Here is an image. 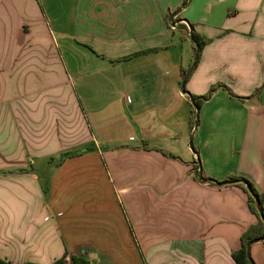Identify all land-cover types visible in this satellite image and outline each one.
I'll return each mask as SVG.
<instances>
[{
  "label": "crops",
  "instance_id": "obj_1",
  "mask_svg": "<svg viewBox=\"0 0 264 264\" xmlns=\"http://www.w3.org/2000/svg\"><path fill=\"white\" fill-rule=\"evenodd\" d=\"M230 176L264 192V0H0V258L236 264L258 218Z\"/></svg>",
  "mask_w": 264,
  "mask_h": 264
},
{
  "label": "trees",
  "instance_id": "obj_2",
  "mask_svg": "<svg viewBox=\"0 0 264 264\" xmlns=\"http://www.w3.org/2000/svg\"><path fill=\"white\" fill-rule=\"evenodd\" d=\"M188 2V0H186ZM185 34L184 38L187 40L189 37L187 36V33L191 32V37L194 39V41L197 43L199 46V56L198 60L194 66V68L198 65L201 53L204 49V47L210 42L209 39L206 37L202 36L199 34L195 27L193 25H190V28L188 29L187 27L184 28ZM191 30V31H190ZM150 51H144V52H139L133 55H130L128 57H125L124 60H129L144 54L149 53ZM189 69H182V77H185L186 74L188 73ZM224 88L227 91H229L230 95L232 97H237L235 96L226 86L224 85H215L213 86L207 94L203 96H195V95H190L192 103L194 105V112L192 115V125H197L198 124V113L197 110L199 111L200 108L202 107L203 103L207 100H209L212 96V94L217 91L218 89ZM240 98V97H239ZM194 152L198 155V151L194 148ZM67 155H63L62 160L65 159ZM194 171L195 175L199 176V162L194 163ZM225 182H231L230 184L239 186L241 187L248 195V206L251 210V212L258 218V222L255 225L250 226L241 236V249L237 252L233 253V258L236 262V264H253V262L247 258L246 255V249L247 246L251 243L254 242L258 239H263L264 238V222L261 218L262 213L264 217V192L259 193L255 186L249 182L248 180L244 178H240L237 176H230L228 177ZM259 202V205H258ZM0 264H12L10 261L4 260L0 258ZM26 264H37V263H26ZM52 264H90V261L83 257V256H77V255H70L68 252H65L63 256L57 260H55Z\"/></svg>",
  "mask_w": 264,
  "mask_h": 264
},
{
  "label": "rangeland",
  "instance_id": "obj_3",
  "mask_svg": "<svg viewBox=\"0 0 264 264\" xmlns=\"http://www.w3.org/2000/svg\"><path fill=\"white\" fill-rule=\"evenodd\" d=\"M41 181H42V186L44 187V193L47 194L48 191V185L46 184V180H47V174L40 172L38 173ZM42 236L39 238V242L41 244V252H39L38 255L40 256H46V258L49 260L50 259V255H52V237L48 236V229L47 228H42ZM30 241H32V237H29V240L27 241V243H29ZM38 247L35 246L34 251H37Z\"/></svg>",
  "mask_w": 264,
  "mask_h": 264
},
{
  "label": "water",
  "instance_id": "obj_4",
  "mask_svg": "<svg viewBox=\"0 0 264 264\" xmlns=\"http://www.w3.org/2000/svg\"><path fill=\"white\" fill-rule=\"evenodd\" d=\"M190 31H191V30H190ZM189 39L195 44V47H196V53H195V56H194L193 64H192L191 68L189 69L188 73L186 74V76H185L184 79H183V82H182V88H183V89H184V87H185L186 80L188 79L189 74H190L192 68L195 66V64H196V62H197V60H198V56H199V46H198L197 43L194 41V39L191 37V32H190V34H189ZM197 113H198V110H197ZM214 183H216L218 186H223V185H228V184H230L231 182H223V183L214 182ZM258 205H259V202H258ZM260 214H261V218H262V220H263V222H264V217H263V215H262L261 212H260ZM260 240H264V238H263V239H260ZM256 241H259V240H256ZM256 241H254V242H256ZM254 242H251V243L247 246V249H246V255H247V258H248V259H250V248H251V246H252V244H253Z\"/></svg>",
  "mask_w": 264,
  "mask_h": 264
}]
</instances>
